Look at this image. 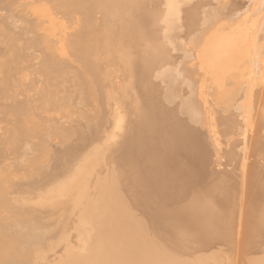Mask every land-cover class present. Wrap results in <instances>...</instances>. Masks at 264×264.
<instances>
[{
    "label": "bare ground",
    "instance_id": "bare-ground-1",
    "mask_svg": "<svg viewBox=\"0 0 264 264\" xmlns=\"http://www.w3.org/2000/svg\"><path fill=\"white\" fill-rule=\"evenodd\" d=\"M0 264H264V0H0Z\"/></svg>",
    "mask_w": 264,
    "mask_h": 264
}]
</instances>
